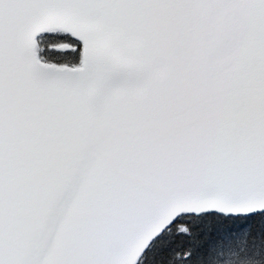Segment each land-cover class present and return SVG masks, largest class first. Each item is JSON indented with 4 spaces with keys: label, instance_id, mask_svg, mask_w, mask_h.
Masks as SVG:
<instances>
[{
    "label": "snow or ice",
    "instance_id": "6c2138e0",
    "mask_svg": "<svg viewBox=\"0 0 264 264\" xmlns=\"http://www.w3.org/2000/svg\"><path fill=\"white\" fill-rule=\"evenodd\" d=\"M0 264H264V0H0Z\"/></svg>",
    "mask_w": 264,
    "mask_h": 264
}]
</instances>
